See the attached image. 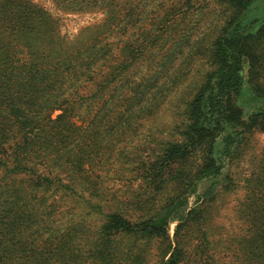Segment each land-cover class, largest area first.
Segmentation results:
<instances>
[{"label": "trees", "instance_id": "16d2710c", "mask_svg": "<svg viewBox=\"0 0 264 264\" xmlns=\"http://www.w3.org/2000/svg\"><path fill=\"white\" fill-rule=\"evenodd\" d=\"M118 1L95 0L104 18L95 23V41L85 46L80 32L65 37L32 0H0V264H141L156 241L168 242L161 264H181L169 225L203 219L199 201L212 191L207 186L197 196L200 185L215 181L223 159L264 122V84L255 78L264 64V11L246 23L255 0H217L224 20L210 44L208 70L174 127L176 139L139 162L144 184L161 198L106 200L114 209L103 212L102 199L95 203L100 182L92 175L95 158L109 149L99 137L121 134L133 126V116L148 113L158 68L187 36L186 30L173 34L172 21L203 7L192 10L189 0ZM115 33L131 35L120 56L110 41ZM162 35L170 37L165 51ZM138 60L145 69L133 71ZM71 203L84 204L89 213L97 209L99 225L74 217ZM259 234L262 241L251 243V250L264 264V228ZM208 259L199 254L197 264Z\"/></svg>", "mask_w": 264, "mask_h": 264}, {"label": "rangeland", "instance_id": "374dc122", "mask_svg": "<svg viewBox=\"0 0 264 264\" xmlns=\"http://www.w3.org/2000/svg\"><path fill=\"white\" fill-rule=\"evenodd\" d=\"M58 1H65L68 7H61ZM126 1L128 2L119 0L118 4L122 5ZM189 1L192 3V10L193 5L203 7L195 13L188 12L172 21L173 34L186 30L187 36L175 46L174 52L170 51L173 53L168 62L157 70L159 84L150 101L151 109L148 113L133 116V126L129 130L121 134H112L109 131L99 137V143L109 149V152L103 157L95 158L92 179L100 182L102 192V195L95 197V203L98 199H102V204L106 200L110 203H125L134 196L142 200L150 199L151 202L161 198L159 193L152 194L151 187L144 184L140 177L142 172L138 171L143 164L139 162L150 161V157L155 156L165 141L176 139L177 127H174L181 120L185 102L192 97L208 70L210 44L215 30L224 20L217 0ZM32 2L49 12L51 18L58 22L59 32L68 39L71 40L80 32L84 36L83 39L80 37L83 45L95 41V23L104 18V11L95 8V0ZM262 11L264 0H255L245 11V22L250 23L252 19L259 18ZM89 35V39L84 40ZM162 38L165 45L162 51H165L170 37L162 35ZM129 40L131 35L127 34L122 36L115 33L111 37L110 41L116 47V56H120L121 48ZM262 46L264 48V44ZM138 66L145 69L140 60L133 62L130 69L134 71ZM247 68L248 64L244 63L245 75ZM255 78L258 83L264 84V64ZM57 113L59 111L53 112V116ZM243 113L248 119L251 111L245 107ZM74 120L77 124L81 123L80 117ZM221 171L215 181L202 183L196 194L201 195L207 186L212 191L211 195L202 200L204 202L199 201L203 219L190 216L188 226L176 228L177 222L169 225L167 235L170 246L174 247L179 243L182 249L181 264H197L199 254L203 258H209L207 264H263V259L258 257L259 252H252L251 243L258 244L262 241L259 230L264 228L259 223V216L264 217V204L260 201L264 195V122L252 127L235 153L223 159ZM192 201L191 199L190 203ZM104 205L102 210L105 213L114 209L107 207L105 203ZM70 206H74L69 210L74 217L86 218L85 225H89L91 221V224L98 226L101 222L97 209L95 213H89L90 210H86L84 204L71 203ZM119 209L126 210L124 204ZM256 228L259 229L258 232ZM252 234L254 239L251 242L249 239ZM163 244L156 241L151 245L141 264H161L169 255L166 248L168 242ZM120 256L123 258V255ZM113 261L116 262L117 259Z\"/></svg>", "mask_w": 264, "mask_h": 264}]
</instances>
